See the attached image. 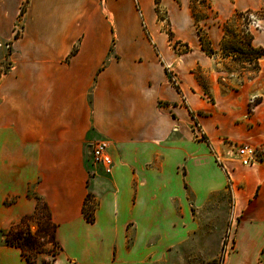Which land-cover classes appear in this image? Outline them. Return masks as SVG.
Listing matches in <instances>:
<instances>
[{
	"label": "crops",
	"instance_id": "obj_1",
	"mask_svg": "<svg viewBox=\"0 0 264 264\" xmlns=\"http://www.w3.org/2000/svg\"><path fill=\"white\" fill-rule=\"evenodd\" d=\"M244 12L262 13L250 30L264 50V0H0V264H29L3 230L38 198L56 223L54 264H161L198 229L193 208L229 183L223 264H264V161L237 154L264 146V52L238 90L219 78ZM192 112L206 140L193 138ZM98 140L110 174L91 160Z\"/></svg>",
	"mask_w": 264,
	"mask_h": 264
},
{
	"label": "rangeland",
	"instance_id": "obj_2",
	"mask_svg": "<svg viewBox=\"0 0 264 264\" xmlns=\"http://www.w3.org/2000/svg\"><path fill=\"white\" fill-rule=\"evenodd\" d=\"M194 11L200 17L206 14L203 5L199 4L197 1L194 3ZM261 14L262 13H258L259 16H261ZM258 15H254L250 12L239 14L230 26H228L227 35L222 44L223 57H225V59L223 60V72L219 75V78L223 83L231 85L232 88L237 90L241 85L249 82L250 79H254L261 68L259 58L263 50L252 46L250 30L253 25L254 17ZM160 17L164 16L161 14ZM22 24L21 21L17 23L16 28L19 32L23 30ZM178 50L185 51L186 47L180 45ZM2 63L4 66L1 72H6L9 68L8 61L3 60ZM168 77L171 83L176 86L177 89H180L179 77L173 72H168ZM195 77L199 80H201V77L204 81H207V77L200 70ZM223 78H227V80ZM229 78L234 81L229 80ZM181 105H186V103L182 102ZM198 115L200 114L198 113ZM198 115L192 112L195 132L193 138L195 140H206L205 135L200 129L201 125L199 122L201 117ZM253 147L257 150L256 162L264 161V146ZM92 149L93 145L90 153L91 160ZM215 153L216 152L211 149V154L215 156ZM230 153H233V151ZM219 163L223 165L220 160ZM95 165L101 167L96 163ZM241 167L244 170L245 166ZM90 199L92 203L88 201V205L85 208L87 215L93 213V207L95 205L94 200L89 197L88 200ZM233 206L234 201L229 183L227 188L223 189L217 196L211 199L209 205L203 210L196 212V207H194L193 212L199 224L198 229L194 231V234L189 238L187 243H184L185 245L174 249L168 261H164L161 264H223L225 253L229 248L227 244L230 241V228L235 214ZM37 228V223H31V231L33 233ZM40 244V249L43 252L37 254L34 251L27 252L33 260V264H54L55 254L58 253L59 246L53 238L51 231L45 233L44 239H40Z\"/></svg>",
	"mask_w": 264,
	"mask_h": 264
},
{
	"label": "trees",
	"instance_id": "obj_3",
	"mask_svg": "<svg viewBox=\"0 0 264 264\" xmlns=\"http://www.w3.org/2000/svg\"><path fill=\"white\" fill-rule=\"evenodd\" d=\"M24 10L25 8L23 7V9L21 10V14H23ZM19 34H20L19 30H17L15 37L17 38ZM199 36L203 49L206 50L207 52H211V49H209L206 46V36L203 34L201 28H199ZM262 52H264V50ZM87 218L89 220L92 219L91 215L89 214L87 215ZM33 222L37 223L38 226L37 230L34 233L31 231V223ZM55 230H56V223H54L52 220V216L48 204L45 201H43L41 198H38L35 211L30 215H26L22 217L18 222L13 224L8 230H3V234L5 235L7 243L9 245L20 248L22 255L25 256L28 263L33 264V260L27 254V252L34 251L36 254L43 252L40 249L41 247L40 239H44L45 233L51 231L53 238L56 240ZM56 255L57 254H55V256Z\"/></svg>",
	"mask_w": 264,
	"mask_h": 264
},
{
	"label": "built area",
	"instance_id": "obj_4",
	"mask_svg": "<svg viewBox=\"0 0 264 264\" xmlns=\"http://www.w3.org/2000/svg\"><path fill=\"white\" fill-rule=\"evenodd\" d=\"M108 141L98 140L95 142L92 149V160L94 163L102 166L104 171L108 174L111 173L113 166V159L108 152ZM240 162L243 165L249 166L255 163L257 150L250 145L240 146L237 150Z\"/></svg>",
	"mask_w": 264,
	"mask_h": 264
}]
</instances>
